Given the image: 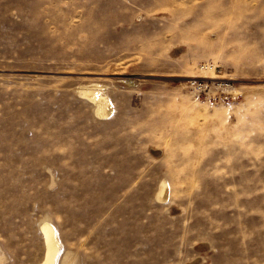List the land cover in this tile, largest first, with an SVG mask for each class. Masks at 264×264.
Instances as JSON below:
<instances>
[{
    "label": "rangeland",
    "instance_id": "1",
    "mask_svg": "<svg viewBox=\"0 0 264 264\" xmlns=\"http://www.w3.org/2000/svg\"><path fill=\"white\" fill-rule=\"evenodd\" d=\"M44 219L55 264H264V0H0V264Z\"/></svg>",
    "mask_w": 264,
    "mask_h": 264
},
{
    "label": "bare ground",
    "instance_id": "2",
    "mask_svg": "<svg viewBox=\"0 0 264 264\" xmlns=\"http://www.w3.org/2000/svg\"><path fill=\"white\" fill-rule=\"evenodd\" d=\"M78 92L92 102L93 111L97 116L105 117L111 112V101L106 92L101 90L99 84L80 86ZM167 195L168 183L165 179H162L158 184L156 197L159 200H164L167 198ZM40 229L44 240L45 251L41 260L35 264H55L56 256L60 247L55 226L48 219H44L40 224ZM64 260H69V256L66 255Z\"/></svg>",
    "mask_w": 264,
    "mask_h": 264
}]
</instances>
